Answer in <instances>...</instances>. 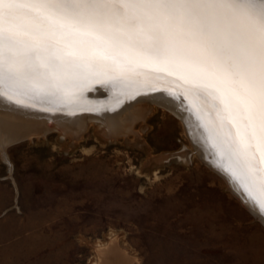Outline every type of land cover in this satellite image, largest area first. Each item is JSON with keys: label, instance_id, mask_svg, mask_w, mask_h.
<instances>
[{"label": "rangeland", "instance_id": "rangeland-1", "mask_svg": "<svg viewBox=\"0 0 264 264\" xmlns=\"http://www.w3.org/2000/svg\"><path fill=\"white\" fill-rule=\"evenodd\" d=\"M124 92L128 132L110 130L109 97L60 109L104 124L59 125L0 151V264H100L110 244L130 264H264V226L209 169L208 147L163 107L139 102L150 106L140 114L143 98Z\"/></svg>", "mask_w": 264, "mask_h": 264}, {"label": "snow or ice", "instance_id": "snow-or-ice-1", "mask_svg": "<svg viewBox=\"0 0 264 264\" xmlns=\"http://www.w3.org/2000/svg\"><path fill=\"white\" fill-rule=\"evenodd\" d=\"M85 75L168 110L148 93L182 81L264 213V0H0V82L50 94Z\"/></svg>", "mask_w": 264, "mask_h": 264}, {"label": "bare ground", "instance_id": "bare-ground-1", "mask_svg": "<svg viewBox=\"0 0 264 264\" xmlns=\"http://www.w3.org/2000/svg\"><path fill=\"white\" fill-rule=\"evenodd\" d=\"M180 83H182V81H177V84H180ZM177 84H174V87L177 86ZM102 86L100 88H97L100 93L101 92L103 93L102 90L106 91L109 94L114 93V95L112 94L113 96L111 98H114L115 100L113 103H111L112 105H110L111 107L113 106V108H111L113 112H112V115L108 118L109 119L108 125L110 126V130H112L113 132L118 131L120 133L128 132V130H127L129 127V125L127 124L128 122L126 124H124V121L126 119L124 120V118H123V120L120 121L118 119L117 115H119L122 111L126 110L130 106V104H126V105H124L123 103L120 104L117 100H120V101L122 100L123 96H121V92H123V91H126L124 93L127 94L128 101H129V99L134 100V99H138V98H144L143 95L136 97V96L132 95L130 92H127L130 90H128V89L122 90L119 88L118 89L113 88L110 84L109 85H102ZM162 86L165 87L164 89H167V90H163V92L159 91V94L156 93L155 95H163L166 99L170 100L173 105H175L174 110H168V109L167 110L170 113H173L174 115H176V117H178L179 121L182 122L181 124L186 126V128L188 129L186 131H188V133L190 134L189 137L192 140V142L194 143V145L200 144L204 148L210 147L209 149L206 148V154L209 157V160L211 161V163L213 164V167L219 171L213 169L211 166H209V168L217 171V173H219V174L220 173L224 174L225 180H223L221 177L220 178L223 180V182L225 183V185L229 189V192L231 194L232 193L235 194L238 197L240 202L243 203L245 205V207L248 209V210L246 209L248 212H250L254 217H259L263 223L261 221L260 222L264 226V217L262 216L263 213H261L259 207L249 197L247 192L243 188H241L240 185L233 179V176L230 174V172L225 170V167L223 164L224 161L221 157L219 150H217V148H212V150H214V152L211 150V143H210L209 135L205 131L204 127L201 125V122H203V121L200 122L191 111H188V109L184 105H182L181 102L178 100L179 97L177 98L168 92V89H172V88H169L171 86L170 83L164 84ZM97 89H95V91ZM153 91L157 92V89L154 88ZM17 93L20 94V92H17ZM102 93H101V96H104L105 94L103 93L104 94L103 95ZM4 95H5V93H4ZM5 97H7V96L5 95ZM15 97L20 101L19 104L22 106L18 107L17 105L4 102L3 100L0 99V113L2 114V116H0V151L2 153L4 152L5 148L7 146H9L10 144H13V143L15 144L16 142H19V141H22L25 139H29L32 136H37V135L44 136L46 133L50 132L52 129H57V131H60V128H58L59 125H61V127L63 126L64 128H66L68 130L70 129L72 131H78L81 129L82 130L85 129L87 124L91 121L92 122L98 121V122H101V124H104V123H102V120L96 116H90V115H88V116H82V115L64 116V114L63 115L60 114L61 110H56V109H51V108L45 109L44 107L39 106V108L41 110H44V111H40L38 109H35V107H38V104H41V105L47 104L46 102L41 101L42 99L34 101L32 103V100H33L32 96H28L29 100L32 99L31 101H29L28 99H25V97L22 95L20 97H17V96H15ZM12 101L17 103L16 100H12ZM137 101L134 102V104H133L134 106H138L137 111L141 112L140 114L147 113L150 106L144 107L140 104L141 102L138 103ZM117 102L119 104H116ZM107 106H109V105H107ZM69 109H71V108H69ZM57 111H60V112H57ZM72 111H73V109H72ZM99 111H100L99 113H101V110H99ZM90 113H92V112H90ZM115 113H116V116H115ZM126 117H127V115H126ZM19 121H21V122H19ZM23 122H27V123H23ZM100 126H102V125H100ZM189 137H188V139H189ZM190 139H189V141L191 142ZM192 142H191V145H192ZM197 155H198V157L201 158L202 154L198 153ZM202 161H204V159H202ZM230 186H232V188L234 190H232ZM241 196L244 197L243 201L240 198ZM246 204L248 206H246ZM253 208L255 209V211L252 210ZM97 254H98L99 259H100V264H130V260L128 261L126 259V257L124 256V254L122 252H120L114 244H110L108 249H105L102 251H97Z\"/></svg>", "mask_w": 264, "mask_h": 264}, {"label": "water", "instance_id": "water-1", "mask_svg": "<svg viewBox=\"0 0 264 264\" xmlns=\"http://www.w3.org/2000/svg\"><path fill=\"white\" fill-rule=\"evenodd\" d=\"M102 85H109V84L104 83L102 78L97 80L95 76L90 77V75H85L83 77H80V78L72 81L70 84H68L66 87H63L61 90L48 89L46 91H48L50 94H45L44 91H28L23 86H19V85L15 86V87H8L6 83L0 82V99L3 100L4 102L11 103V104L17 105L19 107L22 105H20L19 103H15L12 100H9L7 97H5L4 93L15 95L17 97H20L22 95L25 97V99H28V100H29L28 96H32L33 97L32 103L34 101L41 100V99H42L41 101H44L47 103L46 105L38 104V107H35V109H38L40 111H44V110H41L39 108V106L44 107L45 109L51 108V109H56V110L57 109L60 110V109L70 108V106L74 110L75 109H85V108H92L95 105L97 106V103H99V105H100L103 102H107V99L109 97L113 96L104 90H102V91L105 95L101 92L104 95L103 97L100 96L101 95L100 92H97V91L94 92L95 89L100 88V86H102ZM170 85L171 86L169 88H172V89H169V90H172V92L169 91V93L174 95L177 98L179 97L178 100L181 102V104L184 105L188 109V111H191L200 122L203 121V122H201V125L204 127L205 131L209 135L211 148H217V150H219L221 157L224 161L223 162L224 167L226 169L227 165H226V162L223 158L222 143H221L223 137H222V133L218 127V123L214 120L213 113H212L211 109L208 108L199 99H196L194 97L189 96L188 99H185L184 95L182 94V88L181 87H178V86L174 87V84H171V83H170ZM164 88L165 87H163L162 85H158L155 88V89H157V92L152 91L148 94H156L159 91L163 92V90H167ZM17 92H20V94H18ZM141 95H143V94H141ZM141 95H139V96H141ZM136 97H138V96H136ZM29 101H31V100H29ZM84 113H90V112L82 111V112H79L76 114H71V115L84 114ZM61 114H65V113H61ZM66 115H70V114H66ZM174 116L176 117V115H174ZM52 131L58 132L57 129H52L50 132H52ZM209 169L211 171H213L216 175L221 177L223 180H225L223 173L219 174V173H217V171H215L211 168H209ZM232 196L245 209H247L245 207V205L240 202V200L238 199V197L235 194L232 193ZM262 216L264 217V213ZM257 221H259V220H257Z\"/></svg>", "mask_w": 264, "mask_h": 264}]
</instances>
